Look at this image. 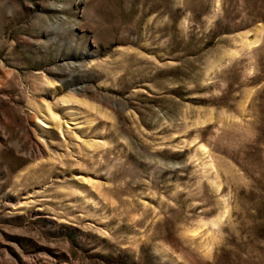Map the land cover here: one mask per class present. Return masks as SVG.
Here are the masks:
<instances>
[{"label":"rangeland","instance_id":"obj_1","mask_svg":"<svg viewBox=\"0 0 264 264\" xmlns=\"http://www.w3.org/2000/svg\"><path fill=\"white\" fill-rule=\"evenodd\" d=\"M0 264H264V0H0Z\"/></svg>","mask_w":264,"mask_h":264}]
</instances>
